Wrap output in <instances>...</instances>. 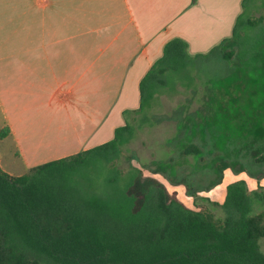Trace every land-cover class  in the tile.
<instances>
[{
    "label": "trees",
    "instance_id": "1",
    "mask_svg": "<svg viewBox=\"0 0 264 264\" xmlns=\"http://www.w3.org/2000/svg\"><path fill=\"white\" fill-rule=\"evenodd\" d=\"M212 55L227 63L224 89L234 82L249 91L240 101L223 90L229 105L218 108L221 119L264 108V0H242L231 35L206 53L191 55L178 37L167 41L140 81L138 108L123 112L124 124L110 140L21 175L0 166V264H264V186L228 183L216 216L187 206L131 160L129 144L155 124L161 94L210 86L196 72ZM257 131L263 135L264 128ZM201 151L191 142L181 155ZM254 159L264 162V152Z\"/></svg>",
    "mask_w": 264,
    "mask_h": 264
},
{
    "label": "crops",
    "instance_id": "2",
    "mask_svg": "<svg viewBox=\"0 0 264 264\" xmlns=\"http://www.w3.org/2000/svg\"><path fill=\"white\" fill-rule=\"evenodd\" d=\"M241 1L0 0V140L28 169L110 140L166 42L207 52Z\"/></svg>",
    "mask_w": 264,
    "mask_h": 264
},
{
    "label": "rangeland",
    "instance_id": "3",
    "mask_svg": "<svg viewBox=\"0 0 264 264\" xmlns=\"http://www.w3.org/2000/svg\"><path fill=\"white\" fill-rule=\"evenodd\" d=\"M236 17L229 26L228 36ZM231 18L230 15L229 22ZM232 63L239 64L236 56L232 57ZM199 64L196 73L209 81L210 86L199 84L197 91L181 87L177 93L161 94L154 107L155 124L139 131L129 149L132 163L145 175L160 179L170 192L176 191L187 206L205 207L218 216L228 183L243 179L249 190L264 186V162L254 159L255 153L264 152V133L260 135L257 131L258 126L264 128V108L253 111L255 108L250 107L253 112L249 115L242 112L224 122L218 108L224 111L229 102L222 91L230 88L231 94H237L240 101L249 91L235 89L234 82L232 87L224 89L223 82L230 76L227 63L219 55L209 56ZM204 91H208L206 95ZM32 136L33 142L27 144L28 148L32 145L35 148V141L40 139L35 134ZM191 142L202 149L201 153L181 155V150ZM16 151L10 138L0 140V166L11 175L25 174L29 169ZM41 152L50 153L40 150L36 154L41 155ZM222 162L229 166L220 173L217 166ZM260 246L264 252V238Z\"/></svg>",
    "mask_w": 264,
    "mask_h": 264
}]
</instances>
